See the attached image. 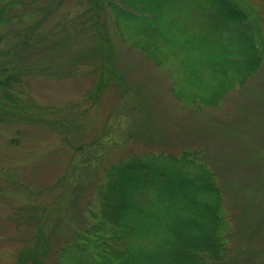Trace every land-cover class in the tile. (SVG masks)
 I'll use <instances>...</instances> for the list:
<instances>
[{
    "label": "rangeland",
    "instance_id": "obj_1",
    "mask_svg": "<svg viewBox=\"0 0 264 264\" xmlns=\"http://www.w3.org/2000/svg\"><path fill=\"white\" fill-rule=\"evenodd\" d=\"M195 1L186 12L195 26L203 22L208 29L212 16L197 13L205 2ZM240 2L251 14L238 21L251 19L264 39V0ZM92 5L38 1L30 8L32 19L8 28L35 25L37 40L18 47L34 63L24 97L32 104L24 117L0 123V264H13L38 230L43 250L33 263L58 264L60 246L92 224L96 186L111 164L187 151L214 171L222 190L229 221L226 263L264 264V51L256 71L226 90L220 103L196 104L178 97L177 79L197 66L194 59L185 61L198 58L196 45L207 36L196 29L181 48L184 36L178 35L181 60L159 66L132 44L129 20H114L106 10L97 19ZM98 31L109 43H102L104 52Z\"/></svg>",
    "mask_w": 264,
    "mask_h": 264
},
{
    "label": "trees",
    "instance_id": "obj_2",
    "mask_svg": "<svg viewBox=\"0 0 264 264\" xmlns=\"http://www.w3.org/2000/svg\"><path fill=\"white\" fill-rule=\"evenodd\" d=\"M38 1L42 0H0V123L16 114L24 117V109L32 104L24 97L29 94L27 79L34 63L29 64L18 47L32 45L37 28H8L32 19L30 8ZM91 1L97 19L106 10L114 20H129L133 30L127 35H133L132 44L159 66L181 60L178 50L190 42L187 35H196V29L200 37L207 36V42L196 45L198 58L193 55L185 61L194 59L197 66L190 76L177 79L180 99L203 105L220 103L226 90L251 76L262 61L263 35L255 32L251 19L246 24L238 21L251 14L240 8V0H196L195 5L205 2L197 5L196 12L208 11L212 16L206 26L209 31L203 22L195 26L186 12L188 7L194 9V0ZM98 35L104 52L102 43H109L105 33L98 31ZM178 35L184 36L180 47ZM189 152L180 157L146 153L111 164L96 186L97 207L89 212L92 224L60 246L57 263L227 264L229 221L222 190L214 171ZM112 171L116 177L106 178ZM39 236L40 231H35V242L18 249L13 264H35L32 260L43 250Z\"/></svg>",
    "mask_w": 264,
    "mask_h": 264
}]
</instances>
